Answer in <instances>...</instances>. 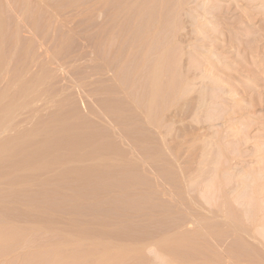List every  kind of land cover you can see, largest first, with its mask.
Returning a JSON list of instances; mask_svg holds the SVG:
<instances>
[{"label": "rangeland", "instance_id": "obj_1", "mask_svg": "<svg viewBox=\"0 0 264 264\" xmlns=\"http://www.w3.org/2000/svg\"><path fill=\"white\" fill-rule=\"evenodd\" d=\"M128 1L0 0V264H264V0Z\"/></svg>", "mask_w": 264, "mask_h": 264}, {"label": "bare ground", "instance_id": "obj_2", "mask_svg": "<svg viewBox=\"0 0 264 264\" xmlns=\"http://www.w3.org/2000/svg\"><path fill=\"white\" fill-rule=\"evenodd\" d=\"M103 1H105V2L102 3V4L105 5L104 8H105V14H106V16H108V15L111 16L110 14H112L113 12L110 13L109 9H110V8L112 7V5H113V2H111V1H113V0H111V1H110V0H103ZM109 1L112 3V5H109V4H110ZM120 1H121V0H114V4H115V5H113L112 9L115 8V9H114V10H116V13L114 12L115 14H117V12H119V10L122 11V8H123V10H124V7H123V6L121 7L120 4H122V3H121L122 1H126V0H122L121 2H120ZM127 1H128V0H127ZM129 1H130V4H131V3H134V5L132 4L131 6H129V8H132V7H134V6L136 5V6H135V10H136V7H137V4H138L139 1L136 0V1H137L136 4H135L136 1H135V2H134L133 0H132L133 2H131V0H129ZM129 1H128V3L125 2V4H127L126 6H128ZM141 1H142V0H141ZM141 1H140V2H141ZM143 1L146 3L147 0H146V1L143 0ZM143 1H142V2H143ZM151 1H153V0H151ZM142 2H141V5H142V4H145V3H142ZM160 2H161V1H160ZM160 2H159L158 5L156 4V7H158V6L161 4ZM147 3H150V0L147 1ZM138 5H139V6L137 7V9H138V8L140 9V8H141V7H140V6H141L140 3H139ZM110 6H111V7H110ZM118 6H119V7H118ZM144 6H145L144 9H146V4L142 6V9H143ZM147 6H148V5H147ZM109 7H110V8H109ZM120 7H121V9H120ZM112 9H110V10H112ZM139 9L136 10V15H137L138 17H139L140 15L143 16V15H144L143 13L145 12V10H144V12H142V14H141V13H139V11L142 10V9H140V10H139ZM148 9H149V8H148ZM126 10H127V9H126ZM126 10H125V12H127ZM130 10H132V9H130ZM133 10H134V8H133ZM149 10H150V9H149ZM149 10H146V11L149 12ZM142 11H143V10H142ZM122 12H123V11H122ZM122 12H121V13H122ZM125 12H124V13H125ZM130 12H131V11H130ZM152 12H155V11H152ZM152 12H151V13H152ZM103 13H104V12H103ZM109 13H110V14H109ZM114 13H113V17L115 16ZM132 13H133V12H132ZM134 13H135V11H134ZM137 13H138L139 15H138ZM155 13H157V14H155V15H159L158 12H155ZM119 14H120V13H119ZM119 14H117V15H118V16H121L123 13H122L121 15H119ZM128 14H129V13H128ZM149 14H150V13H149ZM153 14H154V13H153ZM117 15H116V19L114 18L115 20H117V19L119 18V17H117ZM126 15H127V13H126ZM129 15H130V14H129ZM133 15H135V14H133ZM106 16H104V17H106ZM109 16L106 17V18H110ZM123 16H124V15H123ZM141 16H140V18L143 19V17H141ZM133 17H134V16H133ZM111 18H112V17H111ZM111 18H110V19H111ZM120 18H122V17H120ZM140 18H136V17H135V19H137V20L139 19V21H140ZM110 19H107V20L110 21ZM125 19H127V18H125ZM125 19H124V20H125ZM133 19H134V18H133ZM135 19H134V20H135ZM104 20H105V19H104ZM107 20H105V21L107 22ZM128 20H129V18H128ZM134 20H132V21H134ZM118 21H119V19H118ZM126 21H127V20H126ZM135 21H136V20H135ZM143 21H144V20H143ZM110 22H111V21H110ZM113 22H114V20L112 21V23H113ZM121 22H122V20H121ZM124 22H125V21H124ZM124 22H123V23H124ZM128 22H129V21H128ZM130 22H131V20H130ZM130 22H129V23H130ZM136 22H137V21H136ZM108 23H109V22H107L106 24H108ZM114 23H115V25H116V24H119L120 21H119V23H117V21L114 22ZM138 23H139V22H138ZM140 23H141V21H140ZM109 24H111V23H109ZM109 24H108V25H109ZM120 24H122V23H120ZM127 24H128V23H127ZM113 25H114V24H113ZM128 25H129V24H128ZM142 25H143V24H142ZM146 25H147V24H146ZM148 25H149V24H148ZM151 25H152V24H151ZM110 26H111V25H110ZM116 26H117V25H116ZM116 26H115V28H116ZM119 26H120V25H119ZM119 26H118V27H119ZM134 26H135V25H134ZM137 26H138V25H137ZM122 27H123V24H122ZM126 27H127V25H126ZM129 27H130V26H129ZM129 27H128V28H129ZM135 27H136V26H135ZM148 27H149V26H148ZM130 28L132 29L133 26L130 27ZM118 29H119V28H118ZM123 29H126V28L123 27ZM149 29H150V27H149ZM116 30H117V29H116ZM119 30H120V29H119ZM119 30H117V31H119ZM128 30L130 31V29H128ZM133 30H134V29H133ZM150 30H151V29H150ZM134 31H135V30H134ZM151 31H152V30H151ZM151 31H150V33H151ZM155 31H157V30H155ZM119 32H120V31H119ZM132 32H133V31H132ZM120 33H122V32H120ZM123 33H124V31H123ZM152 33L154 34L155 32H152ZM153 34H152V35H153ZM121 35H122V34H121ZM156 74H157V73H156ZM156 74H152V75H153V76H154V75H155V76H158V75H156ZM153 76H152V77H153ZM155 76H154V77H155ZM154 77H153V78H154ZM153 78H152V80H155V78H154V79H153ZM156 78H157V77H156ZM155 81H156V80H155ZM151 82H152V81H151ZM151 84H152V83H151ZM154 84H155V82H154ZM151 101H152V100H151ZM151 105H152V103H151ZM146 115H147V114H146ZM148 115H149V114H148ZM137 117H138V116H137ZM137 117H136V118H137ZM137 119H139V118H137ZM147 119H148V117H147ZM139 120H140V119H139ZM240 195H241V194H240ZM235 196H236V195H235ZM241 196H242V195H241ZM236 197L238 198V196H236ZM236 197H235V199H236ZM239 197H240V196H239ZM240 198H242V197H240ZM243 198H245V197H243ZM235 199H234V200H235ZM236 201H237V199H236ZM241 204H242V203H241ZM243 206H244V205H243ZM259 207H260V206H259ZM259 211H260V212L262 211V207H261V210H259ZM245 217H246V216H245ZM262 217H263V216H262ZM262 217H261V218H262ZM249 218H250V217H249ZM249 218H248V219H249ZM258 218H259V217H257V219H258ZM261 218H260V219H261ZM263 218H264V217H263ZM260 219H259V222H260ZM262 220H263V219H262ZM250 221H251V219H250ZM253 221H254V220H253ZM251 222H252V221H251ZM256 222H257V220H256ZM256 222H255V224H257ZM253 224H254V222H253ZM255 224H254V225H255ZM260 224H261V223H260ZM30 226H32V225H30ZM40 226H41V225H40ZM261 226L263 227V225H261ZM38 227H39V226H38ZM39 228H40V227H39ZM263 229H264V228H263ZM3 236H4V235H3ZM261 236L263 237L264 234L261 235ZM0 237H2L1 234H0ZM3 238H4V237H3ZM263 238H264V237H263ZM1 240H2V239H1ZM2 241H3V240H2ZM79 243H81V242H79ZM55 245L58 246L57 243H56ZM79 245H81V244H79ZM79 245H78V246H79ZM59 246H60V245H59ZM61 246H62V245H61ZM61 246L58 248V249H59L58 251H60V250L62 249ZM65 246H67V245H65ZM65 246H63L64 249H65ZM78 246H77V247H78ZM51 247H52V246H51ZM69 247H70V246H69ZM80 247H81V246H80ZM80 247H79V248H80ZM55 248H56V247H54V249H52V251H55ZM60 248H61V249H60ZM66 248H68V246H67ZM79 248H78V249L76 248V250L79 251V250L81 249V251H82V248H80V249H79ZM64 249H62V250H64ZM103 249H104V248H103ZM119 249H121V248H119ZM49 250H50V249H49ZM70 250H72V248H71ZM73 250H74V249H73ZM83 250H86V249H83ZM121 250H122V249H121ZM56 251H57V248H56ZM66 251H68V250H66ZM78 251H77V252H78ZM81 251L79 252V254H77L76 251L74 252L75 254H71V255H75V257H77V258H76L77 260H75V257H73V256H72L73 258H71V259H74L73 261H80V260H81L80 257L82 256V255H80ZM88 251H90V250H88ZM101 251H103V250H101ZM118 251H119V250H118ZM62 252H64V251H62ZM84 252H85V251H84ZM120 252H121V251H120ZM54 253H57V252H54ZM54 253H52V254H54ZM59 253H60V252H59ZM69 253H71V252H69ZM72 253H73V252H72ZM101 253H102V252H101ZM105 253H106V250H105ZM234 253H235V252H234ZM61 254H62V253H61ZM61 254H60V255H61ZM76 254H77V256H76ZM85 254H87V253H85ZM96 254H100V253L98 252V253H96ZM96 254H94V255L97 256ZM235 254H236V253H235ZM235 254H234V255H235ZM54 255H55V254H54ZM54 255H53V256H54ZM60 255H59V256H60ZM63 255H64V256H63ZM63 255H62L61 257H62V258L64 257V261H66L67 258H65V257H67L68 252H67L66 256H65V253H63ZM79 255H80V256H79ZM94 255H90V256H87V255H86L87 257H86V256H85V257H86V258H89V257L94 256ZM117 255L119 256L118 253H117ZM237 255H238V254H237ZM51 256H52V255H51ZM95 256H94V257H95ZM103 256L105 257V255H103ZM49 257H50V256H49ZM61 257H60V258H61ZM70 257H71V256H70ZM70 257L68 256V259H69L68 261H71ZM78 257H79V258H78ZM97 257H98V256H97ZM99 257H100V258H99ZM99 257H98V258H99V259H98L99 264L101 263V260H102V259H103L102 261L106 260L104 257H102V259H101V256H99ZM115 257H116V256H114L113 258H115ZM233 257H234V256H233ZM51 258H53V257H51ZM55 258H56V257H55ZM92 258H93V257H92ZM92 258H91L90 261H92V262H94V263L96 262L95 264H97L98 261H93ZM23 259H24V258H23ZM57 259H59V257H57ZM79 259H80V260H79ZM94 259H95V258H94ZM48 260H50V258H48ZM60 260H61V259H59V261H60ZM62 260H63V259H62ZM82 260H84V259H82ZM86 260L88 261V259H86ZM95 260H97V259H95ZM20 261H22V260H20ZM51 261H53V260H51ZM51 261H50V262H51ZM84 261H85V260H84ZM84 261H83V262H84ZM55 262H56V261H54L53 264H54ZM71 262H72V261H71ZM92 262H90V263H91V264H94V263H92ZM14 263H15V262H14ZM60 263H61V261H60V262H56V264H60ZM62 263L64 264V262H62ZM66 263H68V262L66 261ZM74 263H75V262H73V263H69V264H74ZM77 263H79V262H77ZM87 263H88V262H87ZM103 263H105V262H103ZM106 263H107V262H106ZM108 263H109V262H108ZM110 263H111V261H110ZM110 263H109V264H110ZM79 264H80V263H79ZM83 264H85V262H84Z\"/></svg>", "mask_w": 264, "mask_h": 264}]
</instances>
